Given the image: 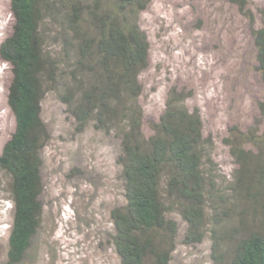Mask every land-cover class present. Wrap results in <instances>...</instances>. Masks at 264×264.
Instances as JSON below:
<instances>
[{"label":"trees","instance_id":"obj_1","mask_svg":"<svg viewBox=\"0 0 264 264\" xmlns=\"http://www.w3.org/2000/svg\"><path fill=\"white\" fill-rule=\"evenodd\" d=\"M249 21L256 72L264 86V5L254 26L247 0H228ZM150 0H9L11 35L0 57L11 66L7 104L15 129L0 152L13 215L6 264H20L40 228L43 206L41 151L49 140L42 119L48 92L60 100L78 131L117 140L124 204L110 212L111 243L120 264H170L178 226L185 243L211 240L213 264H264V131L259 122L235 130L226 143L237 164L232 185L220 188L212 141L185 90L172 87L150 134L143 131L140 75L150 45L140 15ZM54 41L55 57L46 46ZM264 120V101L257 104ZM248 147V148H247ZM227 191V192H226ZM209 212V215H208Z\"/></svg>","mask_w":264,"mask_h":264},{"label":"rangeland","instance_id":"obj_2","mask_svg":"<svg viewBox=\"0 0 264 264\" xmlns=\"http://www.w3.org/2000/svg\"><path fill=\"white\" fill-rule=\"evenodd\" d=\"M263 5L264 0H247L255 27H261ZM12 27L9 0H0V45ZM140 27L150 45L148 67L140 75L144 134L149 136L150 124L162 115L172 87L189 92L187 107L199 110L204 137L212 141L220 188L228 189L237 164L226 140L258 122L264 131L257 111L264 86L255 70L249 21L228 0H150ZM46 48L55 57L60 52L53 40ZM11 80V66L0 57V152L15 129L7 104ZM41 116L49 131L41 151L43 210L20 264H120L110 219L111 210L124 204L117 140L90 126L78 131L56 92L45 95ZM7 181L0 174V264H6L13 215ZM169 218L178 226L170 264H213L208 233L202 243L186 244V223L176 211Z\"/></svg>","mask_w":264,"mask_h":264}]
</instances>
